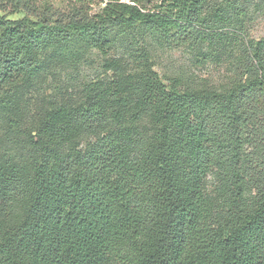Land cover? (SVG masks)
I'll use <instances>...</instances> for the list:
<instances>
[{
  "label": "trees",
  "instance_id": "trees-1",
  "mask_svg": "<svg viewBox=\"0 0 264 264\" xmlns=\"http://www.w3.org/2000/svg\"><path fill=\"white\" fill-rule=\"evenodd\" d=\"M70 1L52 20L0 0L36 19L0 16V264H264V37L240 30L222 87L165 83L147 53L124 78L105 59L112 87L90 82L25 124L19 85L53 53L74 58L80 43L106 54L115 28L213 47L224 11ZM227 1L242 14V0Z\"/></svg>",
  "mask_w": 264,
  "mask_h": 264
},
{
  "label": "rangeland",
  "instance_id": "rangeland-1",
  "mask_svg": "<svg viewBox=\"0 0 264 264\" xmlns=\"http://www.w3.org/2000/svg\"><path fill=\"white\" fill-rule=\"evenodd\" d=\"M4 1V0H3ZM157 0H140L146 8H151ZM237 0H230L229 3ZM217 9L223 8L222 19L218 23L219 38L216 46L207 44H178L157 36H149L147 31L137 30L120 32L113 30L110 37L111 45L106 54L95 49H89L80 43H73L75 57L61 52L47 58L44 70L35 78L20 84V96H17L16 106L18 116L25 124L36 120L52 102H75L81 95L82 88L90 82H102L113 86L111 81H117L118 75L105 71V59H117L125 72H131L133 59L141 53H147L151 67L158 73L160 79L169 83L173 78L181 79L183 84L194 86L222 87L230 77V62L236 54L237 43L240 40V30L244 38L259 39L264 37V0H242V14L236 13L233 7L226 5L227 0H212ZM30 10L38 16L56 18L66 14L72 7L70 0H27ZM103 6L95 2L88 6L90 13L98 12ZM240 12V11H238ZM0 16L17 20L28 17L29 11L19 8L12 11L10 5L0 9ZM80 46V48H79ZM212 54V55H211ZM2 116V114L0 113ZM0 116V124L2 123ZM0 127V148L2 146ZM207 186L211 184L207 178Z\"/></svg>",
  "mask_w": 264,
  "mask_h": 264
}]
</instances>
